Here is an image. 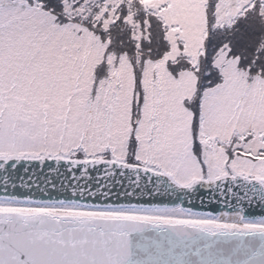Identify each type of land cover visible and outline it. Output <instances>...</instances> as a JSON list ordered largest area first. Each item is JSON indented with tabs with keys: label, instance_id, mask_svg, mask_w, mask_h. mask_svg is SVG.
<instances>
[{
	"label": "rangeland",
	"instance_id": "rangeland-1",
	"mask_svg": "<svg viewBox=\"0 0 264 264\" xmlns=\"http://www.w3.org/2000/svg\"><path fill=\"white\" fill-rule=\"evenodd\" d=\"M143 1L160 10L170 26L169 48L155 60L141 61L139 53L117 54L114 65V55L101 52L96 35L84 29L79 34L75 25L53 23L29 0H0V160L62 156L74 147L89 155L109 149L114 161L149 166L178 188L238 176L253 179L264 190V77H249L223 54L216 59L223 79L202 95L200 161L192 149V113L183 102L192 96L195 81L187 70L173 75L169 62L182 52L196 60L205 0ZM249 1L219 0L216 15L225 20ZM102 58L110 66L100 78L103 72L93 69ZM133 65L140 71L144 97L135 126L136 144L127 151ZM235 132H253L248 140L234 143L233 148L241 146V154L216 145L215 140L226 142ZM0 209L220 221L219 214L186 212L178 206L109 208L0 199ZM240 222L264 226V218L246 220L241 215Z\"/></svg>",
	"mask_w": 264,
	"mask_h": 264
},
{
	"label": "water",
	"instance_id": "water-1",
	"mask_svg": "<svg viewBox=\"0 0 264 264\" xmlns=\"http://www.w3.org/2000/svg\"><path fill=\"white\" fill-rule=\"evenodd\" d=\"M0 199L264 218V190L253 179L178 188L150 168L106 159H2ZM0 264H264V226L0 209Z\"/></svg>",
	"mask_w": 264,
	"mask_h": 264
},
{
	"label": "trees",
	"instance_id": "trees-1",
	"mask_svg": "<svg viewBox=\"0 0 264 264\" xmlns=\"http://www.w3.org/2000/svg\"><path fill=\"white\" fill-rule=\"evenodd\" d=\"M33 1L29 0V3ZM218 1L205 0L203 4L204 24L199 33L201 46L196 60L182 52L175 61L169 62L173 75L177 76L179 70H187L195 81L192 96L183 102L192 113V149L200 161L198 127L202 121V95L206 89L216 86L223 79L220 66L215 63L216 59L223 54L227 61H234L237 69L249 77H264V0H250L225 20L216 15ZM33 4L46 12L57 25H75L79 27V34L81 29H84L91 35H96L100 39L101 52L114 55V65L118 62L117 54L126 53L132 56L139 53L142 55L141 61L147 57L152 60L163 58L170 45L166 37L170 26L164 21L160 10L149 7L143 0H117L115 4H106L102 0H66V3L63 0H35ZM103 8L104 11L101 12ZM109 66V62L105 64V58H102L94 66L93 73L101 70V78L105 74V67L107 69ZM133 69L135 80L131 99L132 129L127 141V151H132L136 144L135 126L144 97L139 79L140 71L135 65ZM96 82L92 85V97L96 91ZM252 134L253 132L239 135L235 132L228 141L215 140V143L231 154L233 151L241 154V146L233 148L234 143L244 142L251 138ZM111 156L109 149L89 155L82 147H74L62 156L55 157L72 160H114Z\"/></svg>",
	"mask_w": 264,
	"mask_h": 264
},
{
	"label": "bare ground",
	"instance_id": "bare-ground-1",
	"mask_svg": "<svg viewBox=\"0 0 264 264\" xmlns=\"http://www.w3.org/2000/svg\"><path fill=\"white\" fill-rule=\"evenodd\" d=\"M19 210H26V209H19ZM103 214H109V213H103ZM240 218H241V214L238 210H234L233 212H229L227 214L224 212H220L219 213L220 221L218 222L216 221V223L242 224L240 222Z\"/></svg>",
	"mask_w": 264,
	"mask_h": 264
}]
</instances>
